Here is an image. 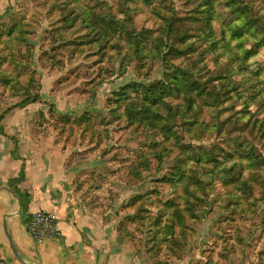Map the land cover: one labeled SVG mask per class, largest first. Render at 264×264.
I'll return each instance as SVG.
<instances>
[{
	"label": "trees",
	"instance_id": "obj_1",
	"mask_svg": "<svg viewBox=\"0 0 264 264\" xmlns=\"http://www.w3.org/2000/svg\"><path fill=\"white\" fill-rule=\"evenodd\" d=\"M48 1L34 0V5L49 7L52 4ZM72 2L65 0L57 8L67 25L58 37L66 38L67 31H76L78 38L103 52L107 48L119 54L131 52L138 69L146 65L149 69L156 61L164 68L161 78L122 84L105 100L106 117L85 112L73 127L66 123L65 114H60L66 143L87 139L100 150L111 129L113 133L119 129L158 136L148 152L126 145L115 152L117 145L101 150L103 155L112 154L109 162L125 167L126 175L135 182L142 181L151 160L160 164L170 148L176 152L148 192L122 203L127 212L117 224L119 233L143 246L148 257L160 255L164 243L168 251L186 246L192 232L185 218L195 219L192 207L206 203L208 190L217 180H222L224 188L219 201L230 211L222 221L234 222V213L244 203L254 205L255 213L264 204V195L254 200L237 191H241L238 187L243 183V170L264 167V112L251 108L264 95V0H183V12L172 0H115L117 12L103 13L98 19L93 12L103 10L100 0H79L80 7ZM140 12L143 21H152V33L136 24ZM13 18L0 20V71L8 61L17 72L4 70L7 74L2 82L11 83L25 99L36 101L40 99L36 89L39 81L36 70L28 64L27 41L35 22L25 14ZM108 18L114 22L112 28L103 23ZM78 46L71 48L76 51ZM259 53L263 58L255 59ZM23 76L25 83L19 80ZM101 81L88 82L93 85ZM50 108L53 116L52 104ZM213 135L209 144L201 142ZM98 178L104 180L105 173ZM164 185L174 186V194L163 201ZM177 188L183 192L178 194ZM158 202L160 211L155 208ZM145 230L150 236L144 239ZM222 235L226 242L228 238ZM218 254L223 260L231 255L226 247Z\"/></svg>",
	"mask_w": 264,
	"mask_h": 264
},
{
	"label": "crops",
	"instance_id": "obj_2",
	"mask_svg": "<svg viewBox=\"0 0 264 264\" xmlns=\"http://www.w3.org/2000/svg\"><path fill=\"white\" fill-rule=\"evenodd\" d=\"M36 39L35 48L31 37L27 41L28 61L31 66L36 62V76L40 78L41 72L45 73V81L38 80L36 88L39 100L25 99V94L11 83L3 84L7 74L4 70L17 72L11 63L5 61L0 71V258L9 264H230L218 257L220 245L209 246L195 234L186 246L173 252L165 250L172 257L168 255L162 261L160 255L152 260L143 246L137 247L119 233L117 224L122 215L112 210L113 201L100 209L97 197L88 192V187H101L104 181H99L100 173L96 180L89 176L96 182L94 186L79 180L84 168L96 163L93 160L91 165L82 156L90 151L98 154L100 150L87 139L86 152L77 146L80 141L72 148L66 146L68 142L60 129V114H65V106L60 108L57 104L65 94H55L53 88L59 79L51 80L53 74L49 76L51 71L44 64L48 47L41 46L40 35ZM33 51H37L35 61ZM55 73L59 78V68ZM23 79H19L21 83L26 82ZM50 104L55 105L53 116ZM55 119H60L53 125L57 130L48 131L47 126ZM43 209L57 214L61 234L37 242L28 232L26 222L32 213ZM178 252L183 255L181 259L174 255Z\"/></svg>",
	"mask_w": 264,
	"mask_h": 264
},
{
	"label": "rangeland",
	"instance_id": "obj_3",
	"mask_svg": "<svg viewBox=\"0 0 264 264\" xmlns=\"http://www.w3.org/2000/svg\"><path fill=\"white\" fill-rule=\"evenodd\" d=\"M172 1L174 6L180 12H183L181 10L183 0ZM63 2L65 3V0H50L47 4L52 5L47 7L48 5L35 6L34 0H0V20H4L9 16H14V18L20 17L23 14H25L26 17L32 16L35 24L30 28L28 37L34 40V48L37 44L36 36L40 35L42 41L41 46L43 48L48 47L47 50L50 48L54 49L51 53L48 51V58L44 64H47L46 68L51 71L49 76L53 74L51 80L54 79V81H56V78L57 80L59 79L55 83L53 89L55 94L58 92L61 93V91L64 92L65 97L59 101L57 100V104L59 103L60 108L61 106H65L63 107V111H66V123H70L71 126L74 127L75 124H79V119L83 117V113L85 112V114L108 116L107 109L105 108V100L107 97H111L122 84L135 80L146 83L161 78L164 68L161 62L156 61L151 64L152 66L149 67V69L148 65L143 69H138L137 60L131 52L123 50L119 54L110 48H107L106 51L103 52L94 44L88 45L87 43L90 41L78 38L77 36L79 35L76 31H67L65 35L66 38L58 37L57 35L59 33L67 30L63 29V26L67 28V25H65L66 21L64 22L62 19L63 14L57 9ZM100 2L103 3L101 5L103 10L98 13V9H96L93 12L94 19L100 18L103 13L115 14L117 12L115 0H100ZM72 5L80 7L79 0H73ZM135 22L139 26L142 24V26L146 29L148 28L149 32L152 33L153 23L151 20L143 21V12L138 14ZM103 23L109 28H112L114 24L109 18L105 19ZM65 43L67 46L64 49L63 45ZM76 44H79L78 49L73 51L72 48ZM36 53L37 51L32 52V61H35ZM110 53L111 55L109 56ZM124 58L126 60L122 65ZM261 58H263V54L259 53L255 59ZM35 63L36 62H33L32 65L35 66ZM28 64L30 65L31 63L28 61ZM33 66H31V68L35 71L36 69L35 67L33 68ZM55 68H59L61 71L59 78L56 77L55 72L57 69ZM242 76L243 75L237 76V78H241ZM23 78V80L26 81V76H23ZM36 78L38 79L39 77L36 76ZM40 79L45 81V73L41 72L38 80ZM91 79L102 81L92 85L88 82ZM52 105L55 106L54 104ZM256 107L264 112L263 94L260 95L259 100L255 101L251 106V108ZM206 117L209 118V113ZM261 117L264 118V115ZM59 120L60 119L51 120L52 124L47 126L48 131L52 129L57 130L53 125L58 124L60 122ZM66 123L64 122V128L68 126ZM62 124L63 123L60 122V126ZM107 131L110 137L103 143L105 145H102L100 149L101 154L102 149L105 147L112 148L114 145L117 146L113 147L116 148L113 152L124 145L135 150L139 148L141 152H148L153 142L159 140V137L152 133L131 134L128 130L125 132L119 129L115 130L116 133L111 132L113 131L112 129ZM213 139L214 135L210 140H203L201 142L209 144ZM78 140L84 139L77 138L76 140L75 138L74 143L70 141L66 146L72 148L73 145H77ZM86 144L87 142L83 141L81 145L77 146H80L79 149L82 152H86V148L84 147ZM119 144H121L120 147ZM100 153L93 154V152L90 151V153L82 156L83 160L90 161L91 165H93V160H95L96 163L90 168H84L83 173L79 175V180L83 179L87 182H91L94 186L96 182L90 180L89 176L93 175V180H96V175L98 173H105V179L101 187L99 189L88 187V192L97 197L100 202V209H105L106 205L110 204L112 200V210L115 213L116 210H118L117 213H120L123 217L127 211L121 207L122 203L135 194L148 192L153 187V180L159 177L170 166V161L175 157L176 152L174 148H170L165 161L160 164H158L156 160H151L149 168L144 172L143 179L140 182H135L131 177H128L125 167H118V163L115 165L109 163V158L112 154H105V156H103V154L101 155ZM76 155L78 154H74V156ZM84 163L85 162H83V164ZM241 180L243 183L238 187L241 189V191H237L238 193H243L249 199L254 200L264 195V167H248V169L242 171ZM99 181L102 180L99 179ZM176 191L178 194L183 192L181 188H177ZM223 191L222 180L215 181L212 185V189L208 190V199L206 203L196 208L192 207L195 219L185 218L186 224L192 232L187 240L189 241L192 235L195 234L209 246L216 244L220 245L219 252L222 250V247H226L227 253L231 254L228 256L230 264H264V204L259 207L255 213H252L255 206H249L244 203V205L238 207L237 211L234 213L237 215L234 222H224L222 218L228 215L230 211L219 201V197L222 195ZM173 194L174 186H162L163 201L165 197H171ZM160 204L161 203L158 202L155 207L159 211L161 210ZM164 223L167 224V221ZM216 232L218 233L216 234ZM222 234L228 238L226 242L223 241ZM149 236L148 231L145 230L143 238L145 239ZM217 236L220 238L217 239ZM134 245L139 247L137 242ZM163 247V252L159 257L162 261H166L169 258L168 255H171V253H164L167 249L165 243ZM218 253L217 255L220 257ZM156 255L157 254L153 253L150 258L154 260ZM174 255L177 259L183 257L179 252Z\"/></svg>",
	"mask_w": 264,
	"mask_h": 264
},
{
	"label": "built area",
	"instance_id": "obj_4",
	"mask_svg": "<svg viewBox=\"0 0 264 264\" xmlns=\"http://www.w3.org/2000/svg\"><path fill=\"white\" fill-rule=\"evenodd\" d=\"M26 228L33 240L42 242L44 240L58 238L61 234L59 219L55 212L49 210H38L30 215L26 222ZM0 264H9L0 258Z\"/></svg>",
	"mask_w": 264,
	"mask_h": 264
}]
</instances>
